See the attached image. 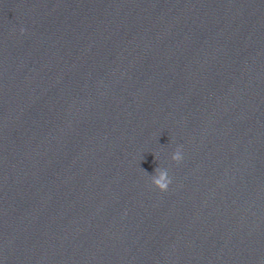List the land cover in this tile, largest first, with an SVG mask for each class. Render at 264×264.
Returning a JSON list of instances; mask_svg holds the SVG:
<instances>
[{
  "label": "clouds",
  "instance_id": "obj_1",
  "mask_svg": "<svg viewBox=\"0 0 264 264\" xmlns=\"http://www.w3.org/2000/svg\"><path fill=\"white\" fill-rule=\"evenodd\" d=\"M23 31L24 29H21V32ZM171 158L177 163L183 159L180 148H177V150L172 154ZM156 172L158 173V175L153 176V178L151 179V183L161 192L166 191L171 183L168 171L166 169L157 168Z\"/></svg>",
  "mask_w": 264,
  "mask_h": 264
}]
</instances>
